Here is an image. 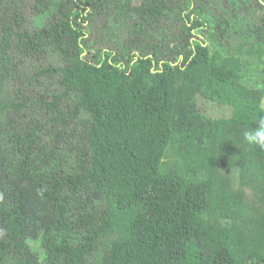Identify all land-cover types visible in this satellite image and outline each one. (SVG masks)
<instances>
[{"label":"trees","instance_id":"16d2710c","mask_svg":"<svg viewBox=\"0 0 264 264\" xmlns=\"http://www.w3.org/2000/svg\"><path fill=\"white\" fill-rule=\"evenodd\" d=\"M261 62L264 0H0V264H264Z\"/></svg>","mask_w":264,"mask_h":264},{"label":"rangeland","instance_id":"374dc122","mask_svg":"<svg viewBox=\"0 0 264 264\" xmlns=\"http://www.w3.org/2000/svg\"><path fill=\"white\" fill-rule=\"evenodd\" d=\"M140 2H141V0H135L136 4H140ZM223 6L226 8L228 6V3L225 2V5H223ZM200 34L203 35L202 33H200ZM90 35L92 36L90 38L95 40V37H96L95 33L91 31ZM96 42H97V46L101 47L98 40ZM260 65L264 67V62H261ZM197 104H198V107L202 113L206 114L207 116H211V117H219L222 115H229L231 112L229 109H227V108L225 109L219 103L214 102L212 100H209L207 98H203V97L198 98Z\"/></svg>","mask_w":264,"mask_h":264},{"label":"clouds","instance_id":"9594fccd","mask_svg":"<svg viewBox=\"0 0 264 264\" xmlns=\"http://www.w3.org/2000/svg\"><path fill=\"white\" fill-rule=\"evenodd\" d=\"M172 95L171 91H169ZM199 98V97H198ZM203 98L209 99L207 96ZM211 100V99H209ZM214 101V100H212ZM215 102V101H214ZM198 106V104H197ZM245 141L249 145H255L264 150V116H261L257 121V126L254 129L247 130L243 133Z\"/></svg>","mask_w":264,"mask_h":264}]
</instances>
